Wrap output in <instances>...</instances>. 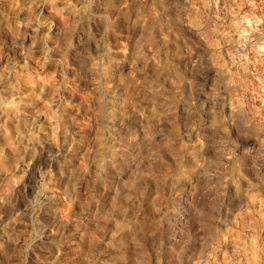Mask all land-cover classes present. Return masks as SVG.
Listing matches in <instances>:
<instances>
[{
	"label": "clouds",
	"instance_id": "1",
	"mask_svg": "<svg viewBox=\"0 0 264 264\" xmlns=\"http://www.w3.org/2000/svg\"><path fill=\"white\" fill-rule=\"evenodd\" d=\"M0 264H264V0H0Z\"/></svg>",
	"mask_w": 264,
	"mask_h": 264
},
{
	"label": "rangeland",
	"instance_id": "2",
	"mask_svg": "<svg viewBox=\"0 0 264 264\" xmlns=\"http://www.w3.org/2000/svg\"><path fill=\"white\" fill-rule=\"evenodd\" d=\"M81 99H83V97H81Z\"/></svg>",
	"mask_w": 264,
	"mask_h": 264
}]
</instances>
